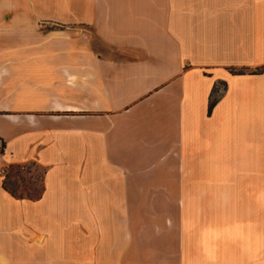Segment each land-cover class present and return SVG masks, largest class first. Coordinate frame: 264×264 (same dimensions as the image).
Instances as JSON below:
<instances>
[{
	"label": "crops",
	"instance_id": "0c3cea01",
	"mask_svg": "<svg viewBox=\"0 0 264 264\" xmlns=\"http://www.w3.org/2000/svg\"><path fill=\"white\" fill-rule=\"evenodd\" d=\"M0 149V264H264V0H0Z\"/></svg>",
	"mask_w": 264,
	"mask_h": 264
},
{
	"label": "rangeland",
	"instance_id": "374dc122",
	"mask_svg": "<svg viewBox=\"0 0 264 264\" xmlns=\"http://www.w3.org/2000/svg\"><path fill=\"white\" fill-rule=\"evenodd\" d=\"M4 175L7 187L14 192L35 195L41 189V170L34 163L11 165Z\"/></svg>",
	"mask_w": 264,
	"mask_h": 264
},
{
	"label": "trees",
	"instance_id": "16d2710c",
	"mask_svg": "<svg viewBox=\"0 0 264 264\" xmlns=\"http://www.w3.org/2000/svg\"><path fill=\"white\" fill-rule=\"evenodd\" d=\"M259 69H260V67H258L254 71L259 70ZM218 90H219L218 87L217 86H214V88L212 90V93H211V96H210L209 111L212 110V107L214 106V104L217 101V98H218ZM4 184L6 185V182L5 181H4ZM40 191H41V189L35 195H38L40 193Z\"/></svg>",
	"mask_w": 264,
	"mask_h": 264
},
{
	"label": "built area",
	"instance_id": "2783aa9c",
	"mask_svg": "<svg viewBox=\"0 0 264 264\" xmlns=\"http://www.w3.org/2000/svg\"><path fill=\"white\" fill-rule=\"evenodd\" d=\"M9 169V162L3 155V150L0 149V174H6Z\"/></svg>",
	"mask_w": 264,
	"mask_h": 264
}]
</instances>
